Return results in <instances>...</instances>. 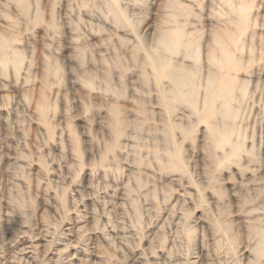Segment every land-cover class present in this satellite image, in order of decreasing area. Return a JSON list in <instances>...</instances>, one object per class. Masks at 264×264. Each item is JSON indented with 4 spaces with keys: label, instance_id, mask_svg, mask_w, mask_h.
<instances>
[{
    "label": "clouds",
    "instance_id": "1",
    "mask_svg": "<svg viewBox=\"0 0 264 264\" xmlns=\"http://www.w3.org/2000/svg\"><path fill=\"white\" fill-rule=\"evenodd\" d=\"M0 264H264V0H0Z\"/></svg>",
    "mask_w": 264,
    "mask_h": 264
}]
</instances>
